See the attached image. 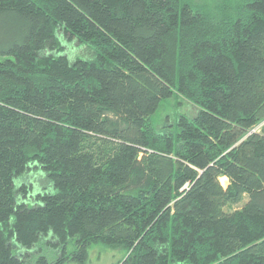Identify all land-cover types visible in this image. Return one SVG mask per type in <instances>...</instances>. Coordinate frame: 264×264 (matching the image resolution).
<instances>
[{
	"label": "trees",
	"instance_id": "1",
	"mask_svg": "<svg viewBox=\"0 0 264 264\" xmlns=\"http://www.w3.org/2000/svg\"><path fill=\"white\" fill-rule=\"evenodd\" d=\"M217 13L0 0V264H87L95 245L118 264H264V0ZM175 96L199 111L158 130Z\"/></svg>",
	"mask_w": 264,
	"mask_h": 264
},
{
	"label": "rangeland",
	"instance_id": "2",
	"mask_svg": "<svg viewBox=\"0 0 264 264\" xmlns=\"http://www.w3.org/2000/svg\"><path fill=\"white\" fill-rule=\"evenodd\" d=\"M191 3L195 6H198L199 8L205 9L212 13L213 15L218 14V8L223 4V0H190ZM67 52L69 55L74 54V58L76 57H82L80 56V53H82V50H78L75 55V51L73 52V49H71L69 46L67 47ZM66 50V49H65ZM70 59V58H68ZM199 109L194 106L192 103L188 102L185 98L180 96H175L174 98L164 102L159 110L154 115V120L156 123V126L158 130H173L174 126H176L177 120L180 116H186L189 119H193ZM42 170L38 169H32L27 174L26 180H28V185L32 186L33 192H46L51 191V189L48 187L49 183L46 181L44 174H42ZM221 183L226 186L228 183L227 181H222ZM248 200L246 199L245 203ZM242 205L235 206L232 208V210H236L240 208ZM75 245L70 243L66 247V253L71 254L75 251ZM61 250H55L51 251L47 247L40 248L39 252L37 253V256H46L50 261H54L55 258H57L58 255H60ZM127 254L123 249H110L106 248L104 246L95 245L92 246L88 251V261L87 264H118L121 260L125 258ZM74 264V263H71Z\"/></svg>",
	"mask_w": 264,
	"mask_h": 264
}]
</instances>
